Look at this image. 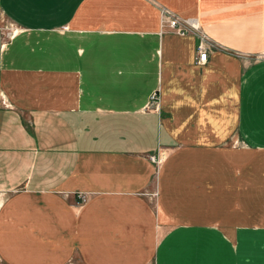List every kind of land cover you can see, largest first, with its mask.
I'll list each match as a JSON object with an SVG mask.
<instances>
[{
    "label": "crops",
    "instance_id": "0c3cea01",
    "mask_svg": "<svg viewBox=\"0 0 264 264\" xmlns=\"http://www.w3.org/2000/svg\"><path fill=\"white\" fill-rule=\"evenodd\" d=\"M162 9L216 44L204 63ZM0 15L2 264H264V0H0Z\"/></svg>",
    "mask_w": 264,
    "mask_h": 264
},
{
    "label": "built area",
    "instance_id": "2783aa9c",
    "mask_svg": "<svg viewBox=\"0 0 264 264\" xmlns=\"http://www.w3.org/2000/svg\"><path fill=\"white\" fill-rule=\"evenodd\" d=\"M161 26L166 27L170 32L176 35L183 36L191 34L197 38V43L195 45L196 63H204L206 61L208 52L217 48L216 44L205 33L202 32L197 20L194 18H181L168 10L162 9ZM146 107H152L154 109L157 107V97L154 92L150 94L149 103L146 105ZM148 158L155 165V167L161 162V158L159 156L150 155ZM75 196L76 203L78 204H82L87 200L86 194L77 193ZM0 264H2L1 260Z\"/></svg>",
    "mask_w": 264,
    "mask_h": 264
},
{
    "label": "rangeland",
    "instance_id": "374dc122",
    "mask_svg": "<svg viewBox=\"0 0 264 264\" xmlns=\"http://www.w3.org/2000/svg\"><path fill=\"white\" fill-rule=\"evenodd\" d=\"M0 28H1V30L3 32V35H4V41H7L8 39H10V37L13 35V32L15 30L14 27L11 25V23L8 20H6L4 17H2L1 15H0ZM260 54L264 55V53H260ZM248 56H251V55H247V57ZM257 56L258 55H255L254 58H256ZM3 104L9 106V103L6 101V99H3ZM161 162H160V164H158V166L161 165ZM158 166H156V168ZM156 168H155V170L158 169V168L157 169ZM147 196H149L150 202L153 203L154 200H155V197H154L155 196V192L154 191H149V192H147Z\"/></svg>",
    "mask_w": 264,
    "mask_h": 264
}]
</instances>
